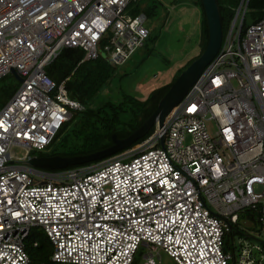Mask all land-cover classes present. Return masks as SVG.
I'll return each mask as SVG.
<instances>
[{
    "label": "built area",
    "instance_id": "obj_1",
    "mask_svg": "<svg viewBox=\"0 0 264 264\" xmlns=\"http://www.w3.org/2000/svg\"><path fill=\"white\" fill-rule=\"evenodd\" d=\"M247 1L162 128L99 164L41 171L12 161L11 146L26 158L47 149L83 109L45 68L65 48L123 66L148 39L146 17L132 13L140 0H0V79L12 69L23 79L0 108V264H29L33 229L55 263L132 264L145 247L144 264L161 251L176 264H231L224 239L240 213L264 229V13L243 30ZM254 248L232 264H264V243Z\"/></svg>",
    "mask_w": 264,
    "mask_h": 264
},
{
    "label": "trees",
    "instance_id": "obj_2",
    "mask_svg": "<svg viewBox=\"0 0 264 264\" xmlns=\"http://www.w3.org/2000/svg\"><path fill=\"white\" fill-rule=\"evenodd\" d=\"M147 1L150 3L145 4L139 2L135 5L132 13L134 15L143 13L146 20L154 18L156 1ZM240 1L241 0H217L223 37L228 31ZM181 2H184V0H179V3ZM191 2L198 8L201 16V55L208 41L207 21L201 0H192ZM248 8L251 10V21L248 24L250 25L261 19L264 13V0H249ZM248 25L243 21V30ZM147 28L149 30V36L143 47L146 49L147 54L151 55L154 52L159 36L157 32H154L152 27ZM83 56L84 53L80 49L65 48L53 62L45 68L46 74L56 83L60 84L66 81L65 87L69 97L78 101L83 107V109L75 111L71 119L58 131L53 142L47 148L49 153L46 154V156L59 155L62 157H76L89 155L111 146L113 144V135H116L118 138L127 137L136 131L153 114L160 100L184 70H180L169 84L151 92L146 100H136L129 96H123V99L118 101L106 99L98 102L100 95L108 92L112 80L117 74V69L120 67L113 66L104 55H100L95 60L85 62H82ZM197 58L198 57L191 60L186 65V68ZM8 75L10 74L6 76ZM18 87V82H14L0 88V108L13 95ZM153 129L154 128H152L147 135H149ZM147 135L137 140L129 148L142 142ZM99 162L101 161L79 166H69L64 170L77 169ZM247 215L248 217H252L253 215L257 217L256 212H248ZM235 230L239 233H244L243 230L238 227H236ZM232 231L225 235L224 245L228 241L232 243L233 235L231 240L230 236H228V234H232ZM30 240L36 243V245H31L29 242ZM25 248L29 256V264H62L51 261L53 247L41 229H33L31 231L28 239L25 241ZM132 264H135V260H133Z\"/></svg>",
    "mask_w": 264,
    "mask_h": 264
},
{
    "label": "rangeland",
    "instance_id": "obj_3",
    "mask_svg": "<svg viewBox=\"0 0 264 264\" xmlns=\"http://www.w3.org/2000/svg\"><path fill=\"white\" fill-rule=\"evenodd\" d=\"M155 1L154 18L146 20L145 23L147 27H152L159 36L153 54L148 55L144 47L139 48L124 66L117 69L111 87H109L107 93L100 95L98 102L106 99L118 101L123 99V96H129L136 100H146L151 92L169 84L180 70L186 69V65L191 60L200 56L202 50L200 37L201 16L198 8L192 4V0H184L181 3H179V0ZM140 2L150 3L147 0H140ZM250 12V8H247L244 19L247 25L251 21ZM11 76L10 74L0 79V88L18 82ZM215 128V125L212 126V123H208L210 132H213ZM10 152L12 161L16 162L18 158H21L20 160L23 161L20 162H27L29 157L46 156L49 150H31L27 158L25 150L21 147L11 146ZM247 213L248 210L240 213L237 223V227L243 230L244 235L235 230L236 226H232V234H228V236L231 240L233 235V241L232 243L228 241L224 245V251L229 252L233 257L230 261L231 264L240 252L241 247L250 248L257 257L258 252L254 247L264 243V229L258 222L256 215L248 217ZM250 213L254 212L250 211ZM29 242L31 245L33 244L32 240ZM148 251L149 248H140L134 258L135 264L147 262L144 255ZM154 260L156 264H176L164 251L160 252V259L154 256Z\"/></svg>",
    "mask_w": 264,
    "mask_h": 264
},
{
    "label": "water",
    "instance_id": "obj_4",
    "mask_svg": "<svg viewBox=\"0 0 264 264\" xmlns=\"http://www.w3.org/2000/svg\"><path fill=\"white\" fill-rule=\"evenodd\" d=\"M201 2L208 28V41L204 52L178 76L174 84L160 100L157 109L136 131L125 138H118L116 135H113V144L111 146L89 155L76 157H62L59 155L31 157L26 162L28 167L31 170L57 171L64 170L69 166H79L95 161H103L114 157L123 150L131 147L140 138L145 137L156 123L162 128L166 118L187 94L189 88L200 76L206 65L216 56L222 44V23L217 0H201ZM248 3L249 0L247 1V5ZM11 75L19 83L23 81L16 70L12 69ZM162 143L163 138L161 139Z\"/></svg>",
    "mask_w": 264,
    "mask_h": 264
},
{
    "label": "crops",
    "instance_id": "obj_5",
    "mask_svg": "<svg viewBox=\"0 0 264 264\" xmlns=\"http://www.w3.org/2000/svg\"><path fill=\"white\" fill-rule=\"evenodd\" d=\"M200 37H201V39H202V36H201V30H200Z\"/></svg>",
    "mask_w": 264,
    "mask_h": 264
},
{
    "label": "clouds",
    "instance_id": "obj_6",
    "mask_svg": "<svg viewBox=\"0 0 264 264\" xmlns=\"http://www.w3.org/2000/svg\"><path fill=\"white\" fill-rule=\"evenodd\" d=\"M153 128H154V127H153ZM129 149H130V148H129ZM123 151H125V150H123ZM123 151H122V152H123ZM120 153H121V152H120ZM118 154H119V153H118ZM115 156H116V155H115ZM106 160H107V159H106Z\"/></svg>",
    "mask_w": 264,
    "mask_h": 264
}]
</instances>
